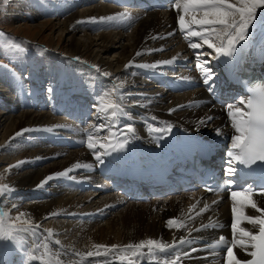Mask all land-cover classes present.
I'll use <instances>...</instances> for the list:
<instances>
[{"label": "bare ground", "instance_id": "bare-ground-1", "mask_svg": "<svg viewBox=\"0 0 264 264\" xmlns=\"http://www.w3.org/2000/svg\"><path fill=\"white\" fill-rule=\"evenodd\" d=\"M73 1L79 2V0ZM119 2L121 4V0ZM42 3L44 4V2ZM129 3L130 1L126 0V4ZM109 4L98 3L95 7L93 5L94 8H87L79 15V20H86L90 23V17H96L100 21V17L126 12L129 15L122 20L104 22L111 23L112 28H124L126 31L129 28L130 32L126 33L110 28L93 34L94 38L87 33L82 38H76L67 30L72 24L75 25L78 11H66L67 22L56 21V23L47 24L59 32H67L70 53L77 54V57L85 53L90 55L91 65H87L90 71H85L88 77L83 78L82 74L78 80L81 90L76 89L81 99L91 104H95L99 99L100 103H96L95 109L106 114L104 117L109 126L115 124L114 131L113 128L111 129L113 133L127 132L126 126L131 125L135 130L134 135L124 133L128 137V142L123 148L116 151H112L111 148L102 149L97 144L95 151L101 155V159L104 161L101 164L97 162L93 151L89 150L84 143L87 139L85 129L88 124L85 125L84 122L89 115L88 108L78 109V106L73 102L66 105L65 103L69 100L71 102L73 99L68 93L63 94L58 91L56 97H42V94L41 96L38 94L37 97V93L41 92L37 88H32L28 94L23 88H20L13 101L14 104L10 106L0 97V106L5 109L9 106L12 111L16 109L15 104L19 103L24 108L22 103L30 101L28 110L17 117L8 116L9 114L6 115L3 111L0 112V149L2 153L0 154V168L6 172L4 175L8 178L6 184L13 189L14 193L12 194L26 192L27 197L32 194L31 202L22 207L21 212L27 213L28 215L23 218L30 220L31 224L36 226L35 234L33 232L20 233L18 242L0 241V264H42L40 257L45 252L44 244L48 245L49 252V256L44 259L50 258L53 264H99V261L105 259L104 255L98 257L86 255L89 251H96L93 245L109 247L116 245L122 248L130 243L138 244L148 239L172 244L174 239L178 242L181 237L191 240V244L165 249L157 252V255L169 257L180 251L181 253H190V255H182L178 264H224L225 252L215 254L207 248L209 247L208 243L219 236L232 238L230 195L226 199H211L205 198L201 192H192L189 195L172 198L175 197L177 190H167L166 196L168 197L164 198L166 200L154 199L149 203L151 207L161 209H156L148 217L144 216L146 215L144 212L146 206L142 203L129 204V207L137 206L136 208L142 213L141 216H138L140 220L135 219L132 225L126 219L129 212L126 211L127 208L120 214L114 215V218L106 219L107 215L105 214L108 213L106 211H112L119 202L121 204L124 202L120 197L107 195L100 198L99 196L115 191L113 187L117 188L124 183H129L124 180V177L130 176L128 173L130 167L137 168L134 174L139 179L142 177L140 175L150 166H155L156 170L167 177L175 175L182 167L184 148L181 138L190 142L209 143L217 150L220 149V145L225 143L226 139L232 138L234 129L231 126L226 105L235 104L239 99L247 98L231 80L240 75L243 69H248V64L252 63L251 60L256 59L259 53L264 50V13L259 11L258 23L250 29L247 40L237 45V51L232 57L221 56L219 59H214L220 64L222 71L215 73L214 81H212L214 90L210 93L208 86L203 82L202 72L197 68L196 55L188 47V39L193 38L186 39L178 28L177 10L173 0H137L134 6H140L141 9L132 10L114 8ZM102 22L94 23L96 26L94 24L88 26L91 27V30L100 26L110 27ZM47 24L42 23L41 26ZM76 28L72 25L70 31L75 34ZM138 51L142 53L140 56L136 55ZM203 51L211 50L205 47ZM173 57L176 59L172 64L157 65V62L170 60ZM202 59L207 60L209 57L205 56ZM214 60L207 66L212 67ZM130 61L133 62L132 65L125 68V65ZM64 64L72 63H60V65ZM144 65H157V67H143ZM97 68L99 71L96 70ZM62 70L60 73H63ZM104 73L110 75L105 76ZM1 77L3 78V75ZM14 80L13 77L5 79L7 82L2 87H9V84ZM86 80H95L100 84H104V81H112L114 91L109 83H107V87L109 93H114L112 101L120 105L117 112L118 117L112 116L111 109L103 110L107 105L103 103L108 96L103 94L101 96L100 88L102 87H98L97 83L88 85ZM10 92L14 95L12 87ZM75 93L72 94L75 95ZM137 101L139 103H134ZM239 106L244 107V105ZM174 108L177 110L169 113V109ZM40 109L45 112L36 114L35 111L39 112ZM92 109L94 110V108ZM127 116L132 122L128 120ZM209 116L212 119L206 124L199 123L202 119L207 120ZM152 117H156V119L153 120ZM96 118L91 123L98 124ZM151 122L158 123L157 127L163 126L161 122H168L172 125L171 132L167 135L151 132L150 126L156 127ZM22 129H29V131L17 136L16 133L21 132ZM217 129L220 130V135H217ZM88 131L94 132L93 129H88ZM124 134L119 138L123 139ZM94 136H98L100 142L106 145L110 140H115V137L109 136L108 129L105 128L94 132ZM161 136L163 138L158 139ZM15 141L20 145H15ZM11 145L13 148L10 147ZM136 148L145 153H153L152 157L158 161L161 158V161L148 165ZM38 157L40 159H37ZM20 161H24V163L19 167L9 168L10 165H15ZM78 162L87 166L73 168L72 166ZM118 165H120L119 172L112 175L114 185L97 184L96 182L92 188L87 182L89 175L108 176L111 171L118 168ZM69 168H72V171L67 176L54 175ZM48 176L53 178L43 187H38L41 181ZM169 179L172 182L174 178ZM87 189L92 191L83 195L82 199L74 200L77 190ZM179 189H183V187L179 186ZM154 192L162 196L159 189H154ZM154 192L152 193L154 194ZM140 194L141 191L135 190L133 194L130 193L126 196L136 201ZM23 199L24 197L18 200ZM253 199L261 207H264V197L256 194ZM205 203L209 205V209L196 216L195 212ZM193 205H196V209L189 212ZM245 211L248 215H259L251 208H247ZM131 213L129 212V214ZM117 216V219L120 216L121 223L114 220ZM79 217L82 221L87 219L93 223L100 219L104 221V224L97 227L94 233H90L96 224L94 223L91 226L93 228L90 227L91 229L88 231L89 224L79 222L77 220ZM60 219H64L65 222L59 221ZM169 219L183 220L186 227L169 229L166 224ZM48 220L51 223L44 226L43 222ZM201 225L210 226L201 229ZM243 227L251 228L252 226L245 223ZM37 244L39 247H36ZM192 248H195L196 251L191 252ZM30 250L34 251L37 259L29 261L27 253ZM144 252L146 253L147 249ZM234 252L242 260L250 258L239 247L234 249ZM113 256L115 257V254ZM113 264H128V262L115 258ZM140 264H149V261L145 258L140 261ZM152 264H158V262L152 261Z\"/></svg>", "mask_w": 264, "mask_h": 264}, {"label": "snow or ice", "instance_id": "snow-or-ice-1", "mask_svg": "<svg viewBox=\"0 0 264 264\" xmlns=\"http://www.w3.org/2000/svg\"><path fill=\"white\" fill-rule=\"evenodd\" d=\"M174 6L177 10V23L178 28L185 38L188 39V47L194 51L197 58V68L203 74V82L208 86L209 92H213L215 73L210 65L212 60L223 57H232L237 51V45L246 41L250 29L254 28L258 23L259 10L264 9V0H173ZM129 14L118 13L114 16L100 17V21H119L126 18ZM90 21L95 22L96 17H90ZM80 23V21H78ZM0 37H4L3 33H0ZM9 43L11 40L9 38ZM211 51H203L204 48ZM215 53V55H213ZM142 53L137 52L136 55L140 56ZM209 57L207 60H203L202 57ZM79 60V58H75ZM176 57L170 60L159 61L157 65H170L175 61ZM132 61L125 65L128 68L132 65ZM157 65H144L143 67L155 68ZM99 71V68L96 69ZM105 76H109V73H104ZM186 79V78H182ZM51 92V89H49ZM251 95L247 98L239 99L235 104L226 105L228 116L231 120V126L234 129V134L231 138V147L226 153L228 159L226 160V167L224 174L227 177H235L237 174L236 165H242L244 168L252 169L253 172L257 168L264 172V87H257L250 89ZM143 95V94H141ZM150 102V101H149ZM139 103V101L134 102ZM239 105H244L241 108ZM183 107V106H178ZM112 110V116H116L120 109V105L114 101L107 103L103 110ZM177 109H169V113L176 111ZM151 119L155 120L156 117ZM212 119L211 116L207 117V120L202 119L200 124H206L207 121ZM162 127L150 126L151 132L163 133L167 135L171 132L172 125L168 122H161ZM61 127V126H57ZM107 127L109 136L115 137V140H110L106 145L100 142L98 136H94V132H99L101 129ZM115 127V124L106 126L104 124L89 123L85 132L87 133V139L84 142L86 147L93 151L97 162L103 163L101 155L97 154L95 148L97 144L102 149L111 148L112 151H116L119 148H123L128 142V137L124 134V138L120 139V132L113 133L111 129ZM93 129L94 132L88 131ZM127 133L134 135V128L131 125L126 126ZM29 129H22L21 132L16 133L17 136L23 132H27ZM217 135H220V130H216ZM159 137L158 139H162ZM110 154V153H109ZM37 159H40L39 157ZM24 161H20L15 165H10L9 168L19 167ZM87 165H81L79 162L72 167H81ZM257 166V168H253ZM72 171V168L66 169L64 172L55 173V176H67ZM250 174V173H249ZM53 177L48 176L38 187H43L45 183L51 180ZM264 181V176L261 177ZM236 181L234 179H228L225 181L226 187L230 190V198L232 201V223L230 225L232 232V239L230 242H226L224 237H220L218 243L226 244L224 264H264V207H261L258 202L253 199V196L258 194L264 197V182L254 186L248 184L235 188ZM13 189L9 185H0V195H5L7 192H11ZM208 191H216L211 187L207 188ZM199 203V202H197ZM215 203V201H213ZM251 208L255 210L259 215H248L245 209ZM196 209V205H193L189 209L192 212ZM209 209L207 203L202 208L195 212L196 216L201 215ZM28 214L21 212L16 217H10L8 213L0 208V241H13L18 242L20 233L33 232L35 234V227L31 224L30 220H25ZM247 223L251 225V228H245L243 225ZM169 229L186 227L183 220L169 219L166 222ZM210 225H201V229L207 228ZM215 226V225H212ZM201 229H194L199 231ZM255 229V231H253ZM51 235V233H49ZM191 240L181 237L177 242L175 239L172 244H168L162 241L148 239L141 241L138 244H128L123 246L113 245L111 247L105 245H93L96 251H89L86 255L88 257L105 256V259L99 261V264H113L115 258H119L121 261H127L128 264H140V261L147 258L149 264L152 261H157L158 264H178L182 255H190V253H181L177 251L173 256L160 257L157 252L164 251L169 248H178L180 245H190ZM36 247H39L37 244ZM209 247H215V245H209ZM243 249L251 259L242 260L238 258L234 252L236 248ZM45 252L40 257L42 264H53L52 260L44 259L49 256L48 245L44 244ZM147 249L145 253L144 250ZM196 251L195 248L191 249V252ZM115 254V257L113 256ZM29 261L37 259L34 251L27 253Z\"/></svg>", "mask_w": 264, "mask_h": 264}, {"label": "rangeland", "instance_id": "rangeland-1", "mask_svg": "<svg viewBox=\"0 0 264 264\" xmlns=\"http://www.w3.org/2000/svg\"><path fill=\"white\" fill-rule=\"evenodd\" d=\"M42 2H44V4ZM110 2L113 3V0H109V1L79 0V2H74L73 0H59V1L58 0H0V33L4 34V37H0V75L1 76L3 75V78L0 76V97L4 99L10 106L11 104H14L13 101L17 95L18 89L23 88L26 94H28L32 91L31 90L32 88L35 89L37 88L39 91H41L37 93V97L38 94L39 96H41L42 94L43 95L42 97H48V98H52L53 96L56 97L58 91H60L63 94L68 93L71 98L73 97L74 102L79 105L82 99L80 97V94L76 91V89L81 90L80 83L78 82V80L82 74H83V78L88 77L85 74V71H90L87 65L89 66L91 65V58L88 53L87 54L85 53L78 57L79 60L75 59L77 58L78 55L77 54L73 55L68 51L69 36L67 32L69 31L70 33L75 35L76 38H82L85 33H87L90 37H93L98 32H101L102 30L103 31L109 30L110 28L114 30L117 29L122 30L126 33L130 32V29L127 28V26H125V28H127V31L124 28H123L124 30L120 28H112L113 25L111 23H107L104 21L102 23H104V25H110L109 28L108 27L104 28L103 26L102 27L100 26L99 28H95L94 30L93 29L91 30V27L88 25H93L96 22L98 24L100 23V21L96 20V22L91 21L89 23V21L86 20L84 21L79 20V15L82 13V11L86 10L87 8L88 9L92 8L93 5L95 7L96 5H98V3L107 5ZM111 3L109 4V6L112 7L114 6V8H117L116 5H113ZM72 5L74 6L75 9L73 8ZM58 11L61 12L59 13ZM66 11L79 12V13L77 12L78 16L75 25L72 24L74 28H76L77 26L75 34L70 31L72 25L71 27H68L67 32L62 33L56 29H53L51 26H49V24H47V23H56V21H59V23H64L63 21L67 22L68 15ZM259 11L260 12L263 11L262 13H264V9H261ZM78 21H80L79 24ZM42 23H46L47 25L41 26ZM9 38L11 40V43H9ZM61 62H69L72 64L60 65ZM60 70H62L63 73H60ZM12 77L13 79H15L14 82H11L9 84V87L7 88L2 87V85L5 82H7L5 81V79L6 80L8 78L11 79ZM85 82L88 85L96 84V83L97 86L101 85L99 82L95 80H86ZM107 83L111 85L112 87L111 89L114 91V85L112 81L111 82L104 81V84H102L104 86L100 88L101 96L102 94L108 96L104 101L105 103H103L104 105H106L108 102L114 99V93L108 92ZM11 87L14 89L13 92L14 95H12L11 94L12 92H10ZM49 89H53L51 90V95ZM73 92H76L75 95L72 94ZM77 97L79 98L80 101L78 100ZM82 101H83V105L78 106V109L84 107L88 108V105H91L90 108H94V110L92 109L91 112L95 114V117H97V119L99 120L98 124H104L106 126H109L105 121L106 118L104 117V115L106 114H104L102 111H97L95 109L97 107L96 103L98 104L100 103L99 99L96 100L95 104H91L84 100ZM29 103L30 101L25 102L27 106L24 103H22V106L23 107L25 106L24 108H22L19 103L15 104L14 106L16 107V109L14 111H12L9 106L6 107V109L3 106H0V112L3 111L6 113V115L9 114L8 116L17 117L19 114H22L23 112L28 110L27 108H29L28 107V105H30ZM34 109L36 110L37 108ZM34 109H29V110L33 111ZM42 111L45 112L43 109H40L39 112L38 111L35 112L36 114H39L42 113ZM96 112H98L99 115ZM93 114L90 115L93 116ZM116 117H118V115H116ZM127 117L129 118V116ZM121 122L123 123V121ZM105 129L107 130L108 128L105 127ZM112 130L114 131V128ZM124 133L127 134V132H122L121 135H123ZM16 144H18V146L20 145L17 141H15V145ZM10 147L13 148V145H11ZM0 154H2L1 149H0ZM5 174L6 172L0 168V185L6 184V181L8 180V178L4 176ZM95 177L97 176L93 175L89 179L92 178L94 179ZM87 182H83V183H87ZM88 192L90 191H84V193L76 192L75 193L76 195H74L75 196L74 200L75 199L78 200L79 198L82 199L83 195H86V193ZM12 193H14L13 190L12 192H7L5 195H0V208L4 209L10 217L14 218L21 213L22 207H24L25 205L31 202L30 199L32 198V194H29L27 197L25 195L26 192H18L16 194H12ZM116 194H120V193L116 192ZM116 194L110 192V194L109 193L102 194V196L100 195L99 197L103 198V196L105 197L107 195L115 196ZM18 197L19 198L24 197V199L19 201ZM177 197H179V195H176L175 197L172 198H177ZM156 202H160V201H156ZM129 204L131 203L123 202L121 204L119 202L118 205L113 209L114 211L113 210L106 211L108 212L107 214H105L107 215L106 219L114 218V215L120 214L122 210L124 209L126 210L127 208L126 211H129L130 213L133 212L131 214H129L128 212L127 216L124 215L126 216L127 222L130 223V225H132L133 222H135L134 221L135 219L137 221L140 220V217L138 216H141L142 213L139 209L136 208L137 206L135 207V205H138L139 203L136 202L134 206H130V207ZM142 205L146 206L144 208V212L146 213V215L144 216L147 217L149 215H152L153 211H156V209L158 210L161 209L159 207L157 208L151 207L150 206L151 204H142ZM135 210H138L140 212H136ZM117 218L118 216L115 217L114 220H118L119 222L118 221L117 222L121 223L122 221L120 220V216L119 219ZM59 221L65 222L64 219H60ZM83 221H84L82 222L83 224L86 225L89 224L88 231L91 228H93L91 226L94 223L96 224L95 227L90 230V233H94L97 227L104 224V221H101L100 219L96 220L97 222L93 220L94 223L90 221L91 224L87 219ZM43 223H44L43 225L46 226V224L47 223L50 224L51 221L48 220V221H44Z\"/></svg>", "mask_w": 264, "mask_h": 264}]
</instances>
